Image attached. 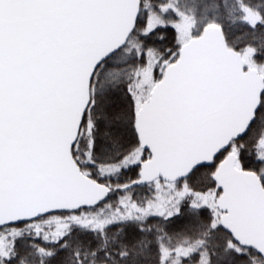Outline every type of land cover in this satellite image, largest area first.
Listing matches in <instances>:
<instances>
[{"label": "snow or ice", "instance_id": "6c2138e0", "mask_svg": "<svg viewBox=\"0 0 264 264\" xmlns=\"http://www.w3.org/2000/svg\"><path fill=\"white\" fill-rule=\"evenodd\" d=\"M0 264H264V0H0Z\"/></svg>", "mask_w": 264, "mask_h": 264}]
</instances>
